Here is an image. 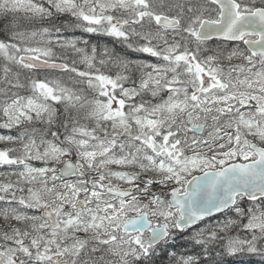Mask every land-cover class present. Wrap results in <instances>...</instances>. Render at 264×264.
<instances>
[{
  "label": "snow or ice",
  "instance_id": "1",
  "mask_svg": "<svg viewBox=\"0 0 264 264\" xmlns=\"http://www.w3.org/2000/svg\"><path fill=\"white\" fill-rule=\"evenodd\" d=\"M0 17V264H264V0H0Z\"/></svg>",
  "mask_w": 264,
  "mask_h": 264
},
{
  "label": "rangeland",
  "instance_id": "2",
  "mask_svg": "<svg viewBox=\"0 0 264 264\" xmlns=\"http://www.w3.org/2000/svg\"><path fill=\"white\" fill-rule=\"evenodd\" d=\"M79 32L83 33V34H87V35H92V34H88V33H84L81 30H79ZM61 38H68V39H77L80 41H85L84 39L80 38V37H66L64 35L63 32L58 34ZM101 36V35H100ZM86 41H88V39H86ZM97 45V50L98 53H102L104 48H108L110 50L115 51L116 53L120 54L121 56H127L128 59H132V60H144V61H148V62H155V58L148 56L147 54H141V53H133L131 52V50L127 49L124 45H122L121 43L117 42L114 38L112 37H107V36H101L97 38V40H94ZM81 47H83L84 45L81 44ZM88 47L89 49L92 46H89L88 43ZM80 67H83L82 65ZM2 146V144H0ZM12 171V169H9L7 167H0V172H9ZM4 206V202H1V206ZM28 211L29 214H32V210H25Z\"/></svg>",
  "mask_w": 264,
  "mask_h": 264
},
{
  "label": "trees",
  "instance_id": "3",
  "mask_svg": "<svg viewBox=\"0 0 264 264\" xmlns=\"http://www.w3.org/2000/svg\"><path fill=\"white\" fill-rule=\"evenodd\" d=\"M62 19L65 22V24L68 23V18H62ZM4 22H6L4 20V18L0 17V29L3 28V23ZM61 32H63L66 37L72 36V37H80V38H82L84 40L88 39L89 46H96V47H97L98 44H96L94 40L95 39L97 40L98 36L101 37L100 35H95V34H92L90 36L87 35V34H83V33L79 32V29L72 28V27H65ZM0 38H2V37H0ZM8 134H14V130L10 131L8 129L0 128V135H8ZM3 146L4 145H2V146L0 145V147H3ZM0 206H1V202H0ZM183 243H184L183 240H178L177 241V247H176L175 250L184 251L185 249L180 247V245H182ZM257 261H258V258H256V257L252 258L253 264H256ZM157 264H167V257L166 256H161L160 258H158ZM230 264H238V261L232 260L230 258Z\"/></svg>",
  "mask_w": 264,
  "mask_h": 264
},
{
  "label": "flooded vegetation",
  "instance_id": "4",
  "mask_svg": "<svg viewBox=\"0 0 264 264\" xmlns=\"http://www.w3.org/2000/svg\"><path fill=\"white\" fill-rule=\"evenodd\" d=\"M216 44H217V42L216 41H210L209 42V45L211 46V47H216ZM218 217H219V214H218ZM219 218H223V217H219ZM202 225H197L196 227H201Z\"/></svg>",
  "mask_w": 264,
  "mask_h": 264
},
{
  "label": "bare ground",
  "instance_id": "5",
  "mask_svg": "<svg viewBox=\"0 0 264 264\" xmlns=\"http://www.w3.org/2000/svg\"><path fill=\"white\" fill-rule=\"evenodd\" d=\"M4 23H5V22H4ZM4 23H3V24H4Z\"/></svg>",
  "mask_w": 264,
  "mask_h": 264
},
{
  "label": "water",
  "instance_id": "6",
  "mask_svg": "<svg viewBox=\"0 0 264 264\" xmlns=\"http://www.w3.org/2000/svg\"><path fill=\"white\" fill-rule=\"evenodd\" d=\"M195 227V226H194Z\"/></svg>",
  "mask_w": 264,
  "mask_h": 264
}]
</instances>
